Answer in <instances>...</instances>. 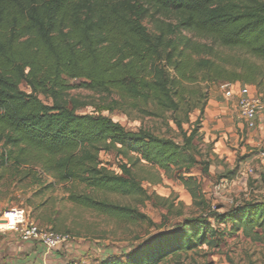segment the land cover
Here are the masks:
<instances>
[{"label": "trees", "instance_id": "16d2710c", "mask_svg": "<svg viewBox=\"0 0 264 264\" xmlns=\"http://www.w3.org/2000/svg\"><path fill=\"white\" fill-rule=\"evenodd\" d=\"M220 83L253 87L264 98V0H0V180L6 172L32 177L34 185L49 178L47 188L63 186L78 207L144 223L139 210L100 196L165 206L133 172L142 161L170 177L184 170L179 181L206 206L200 182L186 175L199 164L209 172L211 160L199 162L195 141H204L210 90ZM76 89L112 99L103 111L171 113L183 144L143 128L128 131L101 112L79 113L89 103L70 95ZM102 153L135 157L117 173ZM212 221L229 222L230 232L264 231V202L185 220L100 264H161L215 245L225 232Z\"/></svg>", "mask_w": 264, "mask_h": 264}, {"label": "rangeland", "instance_id": "374dc122", "mask_svg": "<svg viewBox=\"0 0 264 264\" xmlns=\"http://www.w3.org/2000/svg\"><path fill=\"white\" fill-rule=\"evenodd\" d=\"M146 25L151 28L148 22ZM214 86L216 85L211 90ZM70 95L89 103L79 113L101 112L128 131L136 132L143 128L183 144V132L174 125L171 113L154 118L143 116L138 110L131 108L103 111L105 104L111 103L112 99L105 100L81 89L70 91ZM141 105L139 107L155 110ZM195 120L196 117H192V122ZM190 129L187 123L183 125V131L189 133ZM209 143L198 139L195 141V152L201 155L197 157L199 162L211 160L208 174L202 173L203 166L199 164L186 175H193L200 182V193L206 206L201 204L202 198L194 201L179 181L177 175L184 173V170H177L170 177L163 172L157 173L142 161L132 166L133 172L143 181V186L150 195L156 194L167 199L165 206L160 202L154 205L149 201L141 204L134 198L117 195L100 196L112 203L129 205L139 210L148 218L144 223L117 221L78 207L69 202V193L63 186L47 188L52 183L49 178H44V184L34 185L32 177L20 181L21 176L11 172H6L0 180V206L3 209L24 208L30 221L71 235L79 255H70L68 261L82 264L80 258H88L90 264H95L97 259L107 253L118 256L128 254L156 234L173 231L185 220L208 218L214 213L224 215L245 203L264 202V156H261L264 146L248 148L245 137L243 141L239 139L235 147L230 148L221 158H216ZM254 156L257 158L252 159ZM133 157L135 156L132 154L127 158L117 157L115 153L101 154L102 162L117 173H120L122 163L132 165ZM158 178L161 181L156 183ZM212 226L221 233L225 232L218 236L217 244H206L188 253L169 256L161 264H264V231L257 228L249 234L242 230L230 232L232 225L229 222L216 224L212 221ZM90 256L94 261H91Z\"/></svg>", "mask_w": 264, "mask_h": 264}, {"label": "crops", "instance_id": "0c3cea01", "mask_svg": "<svg viewBox=\"0 0 264 264\" xmlns=\"http://www.w3.org/2000/svg\"><path fill=\"white\" fill-rule=\"evenodd\" d=\"M243 87L244 85L240 83L235 85L220 83L210 92L203 117L202 133L206 143H213L216 158H221L230 151V148L235 147L239 139L243 141L245 137L248 148L264 146V111L258 115L257 126L254 129L245 127V123L239 119L238 100ZM251 90L256 91L253 87ZM256 156L252 159L257 158ZM261 156H264V152ZM40 225L44 226L42 223ZM75 248L77 246L72 240L56 251L46 252L39 243L23 242L18 233L0 232V264H67L70 255L74 253L79 255ZM83 255L84 253L82 257ZM111 256L115 254L102 255L95 264H100ZM90 258L94 261L91 256ZM80 261L82 264H90L88 258H80Z\"/></svg>", "mask_w": 264, "mask_h": 264}, {"label": "built area", "instance_id": "2783aa9c", "mask_svg": "<svg viewBox=\"0 0 264 264\" xmlns=\"http://www.w3.org/2000/svg\"><path fill=\"white\" fill-rule=\"evenodd\" d=\"M252 87L244 86L238 100V116L249 129L257 126L258 115L264 111V98L253 92ZM0 232H15L20 235L23 242L39 243L46 252H53L60 247L72 242L69 234L57 232L51 228L37 224L28 219L24 208H7L0 206ZM67 264H79L69 261Z\"/></svg>", "mask_w": 264, "mask_h": 264}]
</instances>
